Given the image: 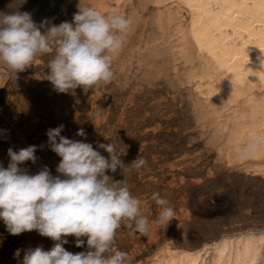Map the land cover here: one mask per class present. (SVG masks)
I'll use <instances>...</instances> for the list:
<instances>
[{"label":"rangeland","instance_id":"374dc122","mask_svg":"<svg viewBox=\"0 0 264 264\" xmlns=\"http://www.w3.org/2000/svg\"><path fill=\"white\" fill-rule=\"evenodd\" d=\"M60 2L61 0H27L20 10L30 12L37 24L42 20H48L52 25H59L65 21L72 22L76 11L62 10ZM8 3L9 0H0V11L7 10ZM148 6L140 17L139 21L143 26L139 25L135 35L136 41L146 29L145 35L150 34L153 39L159 38L158 42L161 43L155 27L159 14H161L160 18L169 14L172 28L188 18L186 11L175 4L164 7L148 3ZM146 23L149 25L145 26ZM172 31L171 29V33L169 31L168 34L165 33L166 46L161 50L157 61H153L150 77V73L146 74L147 77H143L133 69L130 72L132 76L125 80L124 85L117 88L112 84V87L102 93H99L101 91L99 85L88 91L78 87L74 95L57 92L49 80H41L44 78L42 75L49 73L47 56L38 57L24 71L16 73V77L9 74L7 67L0 66L2 71L0 110L23 137L26 145L20 142L9 122L0 115V164L7 167L10 161L7 155L9 148L18 151L35 145L37 161L43 167L47 166L52 175H58L56 167L60 157L50 150L46 132L50 128L63 125L62 136L93 143L94 148L100 143L110 142L120 144L121 148L127 145V154L121 157L125 166L122 170L118 168L115 173L108 174L115 180L125 179L133 195L140 199L145 195L151 197L153 192H159L162 197L169 200L174 208L175 218L167 226L157 223L160 209L151 199V203L144 205L145 214L150 216L148 233L132 234L127 228L119 232L116 243L120 250L135 257L133 264H142L146 258L145 253L157 243L173 246L181 241V243L188 240L207 241L215 234L237 235L252 230L257 232L258 229L264 231V157H247L242 161L228 159L226 155L228 129L223 119H216L215 122L210 116L206 121L205 135L200 132V136L197 132L196 135L193 134L194 137H188L190 130L195 131L190 111L187 113L188 106L198 104L208 112L209 103L212 104L215 98L206 103V96L199 93L200 82L192 78L191 72H195L197 67H200L201 61L193 58L195 54L191 49V51L186 50L187 45L181 46V42L177 40L179 35L174 36ZM185 57L190 58L189 60L193 58V61L188 63ZM35 64L42 66L37 67ZM116 70L114 69L115 78L118 75V77L122 76L125 69L116 68ZM222 81L223 85L231 83L230 77H224ZM206 85L204 83L202 88H206ZM93 91L104 99L100 101L101 99L98 98V103H95V107L100 112L98 120L100 119L101 122L96 129H90L85 122L88 121V117L85 119L83 117L90 113L89 103L92 102ZM262 93L260 91V95ZM84 96L92 97L86 99ZM235 109L240 110L241 107ZM81 111H85V114L81 115ZM100 114L103 116L101 117ZM81 128L86 133V137L76 135ZM147 128L157 130L154 135H144L143 131ZM92 129L95 132H92ZM143 142L146 143L149 151L145 155L151 160L150 162H153V168L157 167L155 170L171 162L177 152H180V155L182 153L187 155L188 158L191 157L189 160L192 164L186 166L182 173L162 176L156 172L154 173L156 177H153L156 181L154 180L152 185H146L142 178L144 173L142 168H132L130 164L141 155L136 149L144 144ZM16 145L18 147L15 148ZM98 150L107 157L108 154L103 149ZM20 166L26 168L29 166L27 169L31 174H36L42 168L37 162H25ZM137 170L142 173H138ZM137 176H141L142 179L139 181ZM67 239L69 242L64 245L66 250L73 253L85 250L83 247L75 246L74 237L69 236ZM16 241L21 244L17 249L21 250L25 247L26 250L37 246L50 250L55 243L50 238L39 235L35 230L11 235L6 231L3 221H0V264H19L23 259V254L16 259L13 256L14 252L9 248Z\"/></svg>","mask_w":264,"mask_h":264},{"label":"clouds","instance_id":"9594fccd","mask_svg":"<svg viewBox=\"0 0 264 264\" xmlns=\"http://www.w3.org/2000/svg\"><path fill=\"white\" fill-rule=\"evenodd\" d=\"M26 3L9 0L7 10L0 11V66H6L10 75L16 77L38 57L47 56L46 79L59 93L74 95L78 87L88 91L114 80L113 64L133 23L129 17L79 0L72 22L37 24L30 12L20 10ZM63 129L60 125L46 132L50 150L60 157L58 175L47 166L36 174L20 166L36 162L35 145L18 151L9 148L7 167L0 164V221L6 231L19 235L35 230L55 242L50 250L42 246L24 250L19 264H133L135 257L120 250L117 237L123 228L146 235L149 216L128 182L108 174L125 166L121 157L127 154V145L121 148L110 142L94 148L93 143L62 136ZM76 135L86 137L82 128ZM130 164L140 168L147 161L137 156ZM151 199L160 209L157 223L167 226L175 218L174 208L159 192ZM69 236L85 250H66ZM20 252L17 249L14 256Z\"/></svg>","mask_w":264,"mask_h":264},{"label":"bare ground","instance_id":"6f19581e","mask_svg":"<svg viewBox=\"0 0 264 264\" xmlns=\"http://www.w3.org/2000/svg\"><path fill=\"white\" fill-rule=\"evenodd\" d=\"M78 2L79 0H61L60 7L64 11L75 10L77 12ZM89 3L102 12L125 15L133 22L126 34L125 45L113 64V69L125 70L122 76L118 77V75L110 84H100L98 86L101 89L99 93L112 87V84L117 88L120 85L122 86V84L124 85L126 83L125 80L132 76L130 72L133 69L141 73L143 77L146 74L148 75L153 69V61H157L161 50L166 46L165 33H171L172 29L174 36L179 35L177 40L181 42V46L187 45L188 49L186 50H193L195 54L193 58L201 61V63L198 61L200 67L198 66L199 68L197 67L195 72H191L192 78L200 82L199 93L204 97L206 96V103L215 98L212 104L209 103L210 110L208 112H205L204 107L198 104L197 106L194 104L191 107L190 105L188 106L187 113L190 111L191 116H189L195 126V131L189 129L191 132L189 131L188 137H192L197 132L201 136L200 132L204 133L207 127L206 121L210 116L213 117L214 121L223 119L225 127L228 129V138L226 140V145L228 146L226 155L228 159L231 161L232 159L242 161L247 157H264V0H89ZM148 3L163 5L164 7L175 4L186 11L188 18L184 20L185 22H178L172 28V19L169 14L163 15L161 18V14H159L155 27L158 30L161 43L158 42L159 38L153 39L150 34L148 36L145 35L146 29L142 31L138 41H136L135 35L139 25H142L139 20L149 7ZM146 25L149 24L146 23ZM128 48L129 51H127ZM189 59H187L188 63L192 60ZM35 65L37 67L38 65L42 66V64ZM188 69L191 68L188 67ZM1 73L2 71L0 70ZM42 76L44 78L41 80H47V74ZM150 76L151 73L149 74ZM224 77H230L231 83L223 85L222 80ZM202 83L207 84L206 88H202ZM260 91L261 93L263 91L261 95ZM92 96L87 97H92V102L90 100V103L88 102L90 104V113L86 111L87 116H85L83 115L85 111H81V115H83L84 119L88 117V121L85 122L90 126V129H96L101 122H99L100 119L98 120V113L100 112L95 107V103H98V98L101 99L100 101L104 99L100 98L97 92ZM237 107H241V109L236 110L235 108ZM0 115H3L1 110ZM1 117L9 122L20 142L25 145L23 137H21L13 124L4 115ZM93 129L92 132H95ZM156 130L147 128L143 131V134L154 135ZM145 144L139 145L136 151L147 161L146 166L140 167L144 173L137 170L138 173H142V178L146 185H152L155 180H153V177H156L154 173L156 172L162 176H168L172 173H179L186 166L192 164L189 160L191 157L188 158L187 155H183V153L180 155V152H177L178 155L176 153L171 162L165 163L158 170H155L157 167L154 169L153 162H150L151 160L145 155V153L149 152ZM182 151L184 150L182 149ZM141 155L139 156L141 157ZM36 162L42 166L39 161L36 160ZM142 178L137 176L139 181ZM141 200L144 205L151 203L149 195L143 196ZM181 242L175 243L173 246H169L167 243L164 245L153 243L152 248L145 253L146 258L142 261V264H264V231H259V229L257 232L252 230L237 235L215 234L207 241L188 240ZM20 245L16 241L9 248L15 253ZM25 248L23 249L25 250ZM24 250H21L20 256L16 257V259L21 257Z\"/></svg>","mask_w":264,"mask_h":264},{"label":"built area","instance_id":"2783aa9c","mask_svg":"<svg viewBox=\"0 0 264 264\" xmlns=\"http://www.w3.org/2000/svg\"><path fill=\"white\" fill-rule=\"evenodd\" d=\"M7 252H9V251H7Z\"/></svg>","mask_w":264,"mask_h":264}]
</instances>
